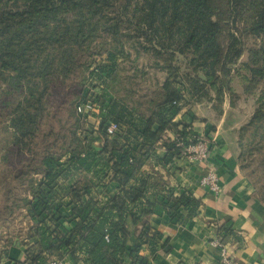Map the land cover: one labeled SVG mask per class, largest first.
Masks as SVG:
<instances>
[{"label":"trees","instance_id":"1","mask_svg":"<svg viewBox=\"0 0 264 264\" xmlns=\"http://www.w3.org/2000/svg\"><path fill=\"white\" fill-rule=\"evenodd\" d=\"M221 1L0 0V190L26 224L0 264H150L141 250L155 258L164 247L150 218L184 223L204 206L165 178L186 170L184 148L198 137L178 116L187 109L196 119L204 101L221 107L225 93L237 106L235 76L245 95L262 87L240 130L239 164L253 154L264 173V0H226L228 15ZM249 12L247 29L263 42L241 61V40L223 41L221 17L245 22ZM89 103L94 122L78 109ZM155 115L175 139L149 127ZM197 164L202 176L208 166ZM254 186L264 202V185Z\"/></svg>","mask_w":264,"mask_h":264},{"label":"crops","instance_id":"2","mask_svg":"<svg viewBox=\"0 0 264 264\" xmlns=\"http://www.w3.org/2000/svg\"><path fill=\"white\" fill-rule=\"evenodd\" d=\"M215 100L198 103L192 108L196 119L187 113V109L178 116L192 123L197 136L211 141L212 156L210 165L218 170L220 175L221 194L216 195L200 184L203 165L180 161L186 170L177 177L165 175L173 184L181 182L194 196L200 198L204 206L201 213L184 223L174 225L168 222V217L152 216L151 225L164 233L157 256L153 258L144 248L139 253L149 256L150 264H218L217 249L212 241L216 236L226 240L237 256L239 264H264V202L259 200L255 186L240 169L239 135L241 128L247 124L250 115L242 116L238 106L231 103L228 93H225L221 107L215 106ZM90 115L92 122L96 116ZM244 115V114H243ZM149 127L166 140L176 138V132L168 128L158 116H152ZM211 138L207 136L208 128ZM115 128L110 127L109 132ZM103 136L94 134V145L99 150L103 148ZM204 171V170H203ZM111 193L118 191L117 184L110 186ZM178 193V192H177ZM225 229L228 235H223ZM223 232V233H222ZM167 248V249H166ZM68 257L62 264H72Z\"/></svg>","mask_w":264,"mask_h":264},{"label":"rangeland","instance_id":"3","mask_svg":"<svg viewBox=\"0 0 264 264\" xmlns=\"http://www.w3.org/2000/svg\"><path fill=\"white\" fill-rule=\"evenodd\" d=\"M220 5H222V13H225V15L230 14L228 11V5L227 1L223 0L219 2ZM252 14V13H251ZM221 15V13H220ZM228 16L221 17V21L224 25V34L222 35L223 41L226 43L229 41L230 34H233L235 37L236 35L241 40V48L243 50V55L241 61H247L253 57L258 56V51L260 50V45H262L263 38L255 35L254 33L250 32L247 28H249V25L252 21L250 12L246 16L247 19H245V22L238 19L234 23L230 21ZM251 18V19H250ZM226 19V20H225ZM250 20V21H249ZM257 51V52H256ZM103 60V59H102ZM101 60V61H102ZM241 62L238 63V66L240 67ZM94 68V67H93ZM128 73V71H127ZM153 73V72H151ZM160 75V74H158ZM73 84V82L69 83ZM232 85L236 88V90L239 91V98L236 100V105L239 108V113L242 116L250 115V117L254 114L256 111V108L259 107L260 102L258 103V100L261 95L260 89L257 93H253L252 95H245L243 94V88L244 86L241 84L240 78L235 76ZM65 85H61L63 87ZM66 86L65 88H67ZM65 91L61 92L64 93ZM260 93V94H259ZM257 102V103H256ZM244 114V115H243ZM94 115V113H92ZM4 117L2 114H0V127L5 126ZM1 136V135H0ZM1 145V142H0ZM7 147L0 146V156L4 154V150H6ZM255 155H248L246 158H244V162H242V169L245 175L249 178L251 183L253 185H264V173L262 169H259L260 161L254 160ZM4 163L0 161V169H2ZM256 170V171H255ZM1 180V178H0ZM3 191L0 190V251L4 249V245L7 244V238L11 237L13 234H20L26 228V224L24 223L22 210L13 208L11 209V206L13 205L14 199H9L12 197V194H2ZM18 193V192H17ZM13 210V212H11ZM15 251V250H14ZM55 263V262H53ZM57 264V263H56Z\"/></svg>","mask_w":264,"mask_h":264},{"label":"built area","instance_id":"4","mask_svg":"<svg viewBox=\"0 0 264 264\" xmlns=\"http://www.w3.org/2000/svg\"><path fill=\"white\" fill-rule=\"evenodd\" d=\"M79 111H86L90 113H98V108L90 103L84 106H79ZM111 127H116L112 125ZM184 160L187 163H205L208 167L200 178V184L208 188L210 191L218 195L221 191L220 175L215 166L210 165L212 156V149L210 143L200 137L190 138L189 144L183 151ZM214 247L217 249L218 264H239L237 256L231 249L230 244L220 236H216L212 241ZM56 264V263H52Z\"/></svg>","mask_w":264,"mask_h":264}]
</instances>
